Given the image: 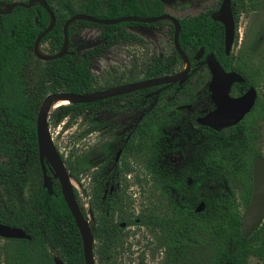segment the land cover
Instances as JSON below:
<instances>
[{
    "label": "trees",
    "instance_id": "trees-1",
    "mask_svg": "<svg viewBox=\"0 0 264 264\" xmlns=\"http://www.w3.org/2000/svg\"><path fill=\"white\" fill-rule=\"evenodd\" d=\"M47 2L55 11L57 22L41 44L47 43L48 52L55 54L63 46V27L70 16L58 13L53 0ZM232 7L238 41L239 19L247 0H232ZM69 11L71 15L78 12L72 6ZM82 12L117 18L158 16L165 10L162 0H91ZM213 12L179 19L182 49L191 60L201 48L205 49V55L214 53L227 71L243 75L245 89L259 88L249 65L240 61L242 56L235 57L233 51L226 53L225 26L212 18ZM50 20L49 12L38 2L0 14V222L22 228L31 236L30 239L0 236V264H56V257L64 264H86L82 236L59 180H54L53 194L43 184L38 112L45 97L53 92L90 93L114 87L116 83L95 85L93 60L121 41L138 39L125 29L127 26L147 25L131 21L112 25L74 21L69 26L70 51L74 53L44 61L35 55L34 43ZM90 27L100 31L101 44L94 47L82 43L77 36L80 30ZM172 67L171 63L158 61L144 78L165 75L175 70ZM35 70L36 80L32 75ZM145 91L134 92L135 99L123 105L101 108L114 99L111 97L61 104L49 114L52 127L65 117L84 115L88 122L86 133L99 125H114L135 116L136 127L129 140L119 143L110 140L102 145L105 160L99 167L94 168L88 161L89 153L75 158L62 154L75 180L81 181V176L92 170L90 209L95 215L92 229L97 240L94 243L97 264H120L117 252L126 240L121 226L124 198L122 189L111 193V187L118 178L116 172L132 171L129 157L153 172L152 190L159 193L158 201L165 199L167 204L163 213L158 206H151L143 208L139 215L141 222L159 227L157 247L165 248L166 264H248L250 256L258 257L264 264V220L249 236L243 235L241 227L252 195L253 166L259 156H264V94L259 89L252 109L237 125L204 134L198 130L191 139L185 135L186 144L178 148L167 141L163 131L164 125H175V121H163L160 96L147 99ZM121 146L126 156L125 160L121 158L123 165L115 160ZM178 149L184 158L178 168L177 220V168L167 155ZM48 173L51 174L49 170ZM138 180L143 182L142 178ZM28 188L30 197L26 195ZM74 190L81 206L78 189ZM201 202L205 203L204 210L196 211Z\"/></svg>",
    "mask_w": 264,
    "mask_h": 264
},
{
    "label": "rangeland",
    "instance_id": "rangeland-1",
    "mask_svg": "<svg viewBox=\"0 0 264 264\" xmlns=\"http://www.w3.org/2000/svg\"><path fill=\"white\" fill-rule=\"evenodd\" d=\"M90 1L53 0V3L58 13L71 16L70 6L77 9L78 12H82ZM218 2L219 0H179L178 8L169 6L168 11L177 14L178 17H184L198 14L203 10L216 8ZM2 4L5 5L7 3ZM125 29L135 33L138 39L121 41L109 50L104 51L101 57L93 60L92 70L95 77V85L98 87L112 86L117 82H127L133 77L137 78V80L142 79L147 66L151 64L155 57L171 54L175 48L173 31L167 21L151 29L128 26ZM237 32L239 38L238 41H235L232 48L234 56L237 58L242 56L240 61L249 65L250 71L259 82L260 92L264 94V0H247V7L241 13ZM99 34L98 28L90 27L80 30L77 36H79L82 43H86L88 46H97L101 44ZM39 49L42 53H48L45 44H40ZM185 65L184 63L182 68ZM37 73V70L32 72L35 80ZM204 75H207L205 70L194 78L189 87L193 88L194 85L200 84V80ZM126 100L127 98H121L119 102L123 103ZM114 102L110 101L101 108L112 105ZM59 106H54L51 112ZM128 126L123 124L115 130L103 124L99 125L95 130L86 133L88 122L84 115H76L65 117L56 126L50 127L54 142L65 158H75L89 153L88 161L93 164L94 168H97L105 160L101 149L102 145L115 138L117 132L120 134L127 132ZM166 135L167 141L173 146H178V142H181V138H184L182 133L178 136V131H171ZM127 161H129L133 169L131 176H126L122 186L124 220L136 217L147 206L156 205L159 207V211L163 213L167 205L165 199L158 201L159 193L152 190L151 183H140L137 178L138 174L144 171L142 163L137 162L135 158H129ZM91 172L92 170L84 173L81 176V181L74 180V187L78 189L83 209L87 212L88 219L93 223L90 215ZM26 195L27 197L31 196L30 188L27 189ZM124 232L126 234L124 246L120 247L117 252V260L120 264H133L132 260L138 262V258L142 257L154 264H161L162 254H155L157 253L156 243L151 239L150 233L145 228L136 226V229H134L131 226L127 227ZM96 242L97 240H94V243ZM248 264H262V262L258 257L250 256Z\"/></svg>",
    "mask_w": 264,
    "mask_h": 264
},
{
    "label": "water",
    "instance_id": "water-1",
    "mask_svg": "<svg viewBox=\"0 0 264 264\" xmlns=\"http://www.w3.org/2000/svg\"><path fill=\"white\" fill-rule=\"evenodd\" d=\"M167 2V0H162ZM40 3L50 14L51 20L49 25L38 35L34 43L35 55L44 61L60 58L70 51L69 26L74 21L86 20L93 23L112 25L121 22L131 21L140 23H154L164 19H170L174 23L175 33L174 42L176 49L180 53L184 63L187 64L181 72L165 75L157 78L145 79L136 82L126 83L120 86L107 88L101 91L90 93H75L71 91H60L48 94L43 100L37 116V135L39 143L40 162L43 169V184L48 191L54 193V181L58 179L65 201L72 212L77 226L80 230L86 264H97L94 255V235L91 221L84 215L80 204L78 203L75 190L74 178L67 168L66 162L61 152L57 148L52 136L49 124V114L51 109L57 105L58 101L68 100V103H89L104 100L110 97L127 94L139 89L156 86L161 84H169L174 82L184 83L188 78L191 63L188 55L182 49L179 42L181 31L180 21L171 14H162L153 17H142L136 15H127L117 18H101L85 12H77L71 15L65 22L63 27L64 43L61 50L55 54L42 53L39 49L42 38L48 34L56 25L57 17L47 0H28L27 2L12 1L0 8V14H8L16 6L31 7L34 3ZM212 18L220 21L225 26V50L230 54L236 37V20L232 7V0H223L220 8L212 14ZM204 54V48L199 51L196 58H200ZM210 67L213 78L210 85L212 97L216 102V108L202 117L200 122L220 130L224 127L234 125L241 121L244 116L252 109L258 93L254 86L240 97L233 98L230 96V89L234 82H241L244 77L236 71H226L218 61L214 53L207 55L206 61ZM158 90L156 93H159ZM48 170L52 174L48 173ZM205 203L201 202L196 211H202ZM92 215V212H91ZM264 220V156H259L253 166V187L252 195L247 204L242 221V232L244 236H249ZM0 236L4 238H27L31 236L22 228L10 226L0 222ZM56 264H64L59 258H55Z\"/></svg>",
    "mask_w": 264,
    "mask_h": 264
},
{
    "label": "flooded vegetation",
    "instance_id": "flooded-vegetation-1",
    "mask_svg": "<svg viewBox=\"0 0 264 264\" xmlns=\"http://www.w3.org/2000/svg\"><path fill=\"white\" fill-rule=\"evenodd\" d=\"M7 1L12 2V0H7ZM178 1L179 0H167V2L162 1L164 3V10H165V12L163 14H171V15L175 16L178 20L180 18H183V17H178L177 14L172 13V12L170 13V11H168L169 6H175L178 8ZM9 2H0V5H2V3H9ZM22 2H27V1H22ZM222 2H223V0H219L216 8L203 10L201 12H207L210 10H213L215 12L220 8ZM200 13H198V14H200ZM195 15H197V14H195ZM188 16H193V15H188ZM188 16H184V17H188ZM147 17H153V16H147ZM166 21L170 23L171 30L173 31V36H174L175 27H174L173 21H171L170 19H164V20H160V21H157L154 23H147V25L141 26V27L142 28L144 27L145 29L156 28V27L162 25V23L166 22ZM128 27H139V26H132L131 25ZM42 45H44V44H42ZM45 45H46V49H47L48 44L46 43ZM174 45H175V42H174ZM91 47H94V46H91ZM80 50L82 51L83 47ZM47 51H48V49H47ZM199 51L194 56V60H191L189 55L186 53L189 57L191 67H190V70L188 73V78L186 79V81L184 83L181 84L177 81L174 83L161 84V85L143 88V89H146L145 95H146L147 99L152 98L154 96H157V97L160 96L159 97L160 98V101H159L160 108L159 109L161 111V115L163 116V121H175V125H171V126L170 125H164L163 126V128H164L163 131L165 134H169L171 131H178V136H179V134L182 133L183 136L187 135L191 139L192 137L197 135L198 130L202 134H204L205 132H213L215 130L213 127H211L209 125L202 124L200 122V119H202V117H204L205 115H207L208 113L213 111L216 108L217 104L214 101V99L212 97V92L210 90V85H211V81L213 78V73H212L210 67L208 66V64L205 62L207 55H209V54L205 55V49H204V54L200 58H196V56L199 54ZM158 61H162L163 64L171 63L173 66L172 68L175 69L174 71L167 73L165 75H170V74H175V73L181 72L185 69V66H187V64H186L184 66V68H182V66L184 65V60L182 59L180 53L178 52V50L176 49V46H175V48L171 54L155 57L152 60L151 64H149L147 66L146 72L143 75L142 79H140V80L165 76V75H161V76H157V77L144 78L146 76V74L149 72V70H151L152 68L157 66ZM203 70L207 71V75L202 76V78L200 80V84L194 85L193 88H190L189 86L193 82L194 78L199 73H201V71H203ZM230 71H234V70H230ZM230 71H228V72H230ZM237 73H239V72H237ZM140 80H137V78L133 77L132 79H130L127 82H121V83L117 82L114 87L120 86V85H123L126 83L140 81ZM249 88L250 87L245 89V79L241 82H234L232 84L231 89H230V96L233 98L240 97L243 94H245ZM139 90H141V89H139ZM158 90H160V92L156 93ZM256 90H257V93L259 94V88H256ZM134 92H136V91H133V92H130L127 94H123V95H119V96H122L121 98H127V100L124 101L123 103L119 102V100L121 99V98H119V96H114V99L112 100V101H115L113 103L114 106H117L119 104L123 105V104L129 103V102H132V100L135 99V96H137L136 94H134ZM184 96L186 99L183 98ZM238 123L231 125V126L224 127L220 130H227V129L232 128L233 126L237 125ZM123 124L129 125L127 132L122 133V134L117 132L115 138L112 139L114 141H118V143L121 142L123 139H124V141H127L132 136V133L136 127L135 116H132V117L125 119L122 122H119V123L114 124V125L105 124L106 126H109L110 128L115 129V130L120 128ZM191 131H193V132H191ZM216 131H219V130H216ZM183 144L184 145L186 144L185 137L181 138V142H178V148L184 146ZM123 151H124V148H123V146H121L119 148L116 156H115L116 162H121L122 165H123L124 159L121 161V158L126 157L123 155ZM129 158H132V157H129ZM167 158H168V161L171 162L172 164H174L175 167L177 168V170H176V178H177L176 185H177V187H176L175 194H176V216H177V220H178V168L181 166V162H182L184 156H183L182 152L180 151V149H178V151L172 152L169 155H167ZM50 173H51V171H50ZM131 174H132V171H125V170H123L121 172H116L114 175L117 176L118 178L116 180H114V184L111 187V193H113L114 191L117 192L118 190L122 189V186L124 185V180H125L126 176H128V175L131 176ZM152 175H153V172L144 169V171L142 173L138 174L137 178H142L144 183H151V185H152L153 184V181L151 179ZM54 180H56V179L54 178L53 181ZM152 188H153V185H152ZM154 206H156V205H154ZM80 207L82 208V211L86 212L83 209L82 203H81ZM91 212H92V210L90 209V215H91ZM141 212L142 211H140L136 217L130 218L129 220L134 219L133 221H130V223H128L129 220H123V222L121 223V226L124 228V231L127 227H131V226H133L134 229H136V226L145 228L150 233L151 239L155 241L156 246H157V242H158L157 236H158V232L160 231V229H159V227H153L152 225H148V224L141 222L139 219V215L141 214ZM91 218L94 222L95 221V215L93 212H92ZM116 221H119L118 216H117ZM91 225H92V223H91ZM177 234H178V228H177ZM156 249H157V251H156L157 253H155V254H158V253L162 254L161 264H166L165 248L162 245L159 248L157 247ZM132 263L133 264H154L150 260L145 259V257L144 258L143 257L138 258V262H135L132 260ZM177 264H178V262H177Z\"/></svg>",
    "mask_w": 264,
    "mask_h": 264
},
{
    "label": "bare ground",
    "instance_id": "bare-ground-1",
    "mask_svg": "<svg viewBox=\"0 0 264 264\" xmlns=\"http://www.w3.org/2000/svg\"><path fill=\"white\" fill-rule=\"evenodd\" d=\"M61 104H68V100H61V101H58L57 105H61Z\"/></svg>",
    "mask_w": 264,
    "mask_h": 264
}]
</instances>
